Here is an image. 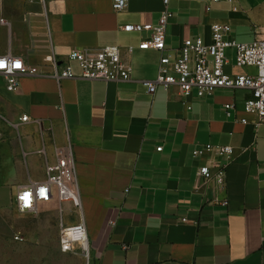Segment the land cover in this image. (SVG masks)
Listing matches in <instances>:
<instances>
[{"label":"crops","instance_id":"crops-1","mask_svg":"<svg viewBox=\"0 0 264 264\" xmlns=\"http://www.w3.org/2000/svg\"><path fill=\"white\" fill-rule=\"evenodd\" d=\"M164 9L163 0H127L122 11L114 0H0V56L21 57L40 72H52L49 58L65 63L75 49L134 47L125 82L25 74L11 91L0 73V236L14 237L13 247L62 253V226L83 220L90 264H264V124L257 128L244 110L245 90L205 98H185L177 87L148 92L143 81L157 77L161 54L139 47L146 33L122 26L157 23ZM169 9L174 56L187 38L211 42L214 22L230 24L238 42L264 38V0H170ZM228 57V72H254L235 66L233 49ZM205 144L234 147L223 187L200 175L201 166L217 172L227 161L213 152L195 157ZM68 145L81 209L67 202L62 213L54 196L20 211L17 192L44 182L46 164ZM27 260L41 264L19 256L10 264Z\"/></svg>","mask_w":264,"mask_h":264},{"label":"built area","instance_id":"built-area-1","mask_svg":"<svg viewBox=\"0 0 264 264\" xmlns=\"http://www.w3.org/2000/svg\"><path fill=\"white\" fill-rule=\"evenodd\" d=\"M218 2L220 0H211ZM235 4L237 0H226ZM165 9L157 23H129L122 26L128 32L145 34L139 44L141 49H154L161 54L157 77L144 80L148 92L155 94L159 86L167 91L177 87L181 96L188 98L194 93L199 98L212 96L222 88L245 90L248 97L244 101V110L256 116L255 126L264 124V38H256L252 42H238L231 37L232 27L223 22L211 25V42H205L201 36L187 38L178 49V56L171 54L167 48V26L172 12L169 9L170 0H163ZM127 7V0H114V9L122 11ZM236 9V7H234ZM235 51V66L253 68L254 72L233 74L226 70L230 59L228 50ZM134 50L129 46L123 50L120 46H106L97 52L75 49L68 55L65 63H59L55 57L48 60L53 64L52 72H40L36 66L25 63L21 57L7 54L0 56V73L7 77V88L18 90L21 75L50 76L60 81L65 78H84L106 82H125L132 78V66L127 56ZM76 62L81 73H75L72 63ZM232 103L226 104L227 114L231 115ZM29 116L22 117L28 121ZM247 123L246 119L242 120ZM159 146L157 151H162ZM216 153L227 159L226 163L214 172L209 165L200 167V175L205 181L216 180L220 186L227 182V168L234 158V147L230 145L205 144L196 148L195 157L204 153ZM47 179L41 183H33L22 187L16 194L15 200L20 211H35L40 202L50 201L56 196L63 205L71 202L78 210L81 200L78 186L76 162L70 145L60 147L56 151V161L46 164ZM115 221L110 222L113 226ZM20 237H16L19 239ZM21 239V238H20ZM86 225L83 220L79 223L61 228L60 244L64 252L80 248L89 258L90 244Z\"/></svg>","mask_w":264,"mask_h":264},{"label":"rangeland","instance_id":"rangeland-1","mask_svg":"<svg viewBox=\"0 0 264 264\" xmlns=\"http://www.w3.org/2000/svg\"><path fill=\"white\" fill-rule=\"evenodd\" d=\"M13 239L15 238L13 237ZM13 239L0 236V264H10V257L14 256L25 258L40 257L41 264H90L89 258L80 248L67 252H64L61 248L62 253L55 249L15 248L11 244ZM25 264H34V262L30 263L27 260Z\"/></svg>","mask_w":264,"mask_h":264}]
</instances>
